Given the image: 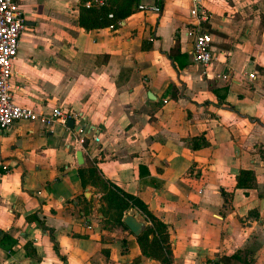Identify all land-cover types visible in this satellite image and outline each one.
<instances>
[{"label":"crops","instance_id":"1","mask_svg":"<svg viewBox=\"0 0 264 264\" xmlns=\"http://www.w3.org/2000/svg\"><path fill=\"white\" fill-rule=\"evenodd\" d=\"M100 1L122 17L85 29L78 0H15L11 100L79 117L0 131V264H160L122 223L130 208L118 222L81 184L88 165L166 225L173 264H264V0L200 1L206 67L188 0Z\"/></svg>","mask_w":264,"mask_h":264},{"label":"built area","instance_id":"2","mask_svg":"<svg viewBox=\"0 0 264 264\" xmlns=\"http://www.w3.org/2000/svg\"><path fill=\"white\" fill-rule=\"evenodd\" d=\"M91 1L102 4L100 0ZM91 1H87L85 6H90ZM188 1L190 3L188 15L192 27L188 28L185 34L191 38L192 61L206 67L212 61L210 35L203 31L201 26L208 23L209 16L206 10L199 6L201 0ZM138 9L159 11L156 4H140ZM107 17H111V14H107ZM24 27V19L15 0H0V131L9 130L18 121L35 122L43 126L58 121L65 125L68 118L73 120L79 117V113L66 112L58 107L44 112L17 105L11 100L12 64L17 53L18 39ZM94 140L97 138L94 137Z\"/></svg>","mask_w":264,"mask_h":264},{"label":"trees","instance_id":"3","mask_svg":"<svg viewBox=\"0 0 264 264\" xmlns=\"http://www.w3.org/2000/svg\"><path fill=\"white\" fill-rule=\"evenodd\" d=\"M87 1L91 0H78V24L85 29L113 25L118 17H122V15H119L113 9L110 13V9L107 7H94L92 1L90 2V6L86 7L85 3ZM108 13L111 14L112 18L107 19ZM201 27L203 31H206L204 25ZM77 174L82 185L90 184L101 189L103 200L109 207L114 209V219L116 221L120 222L122 213L125 210L132 207L137 208L147 221L145 228L136 236L141 253L147 257L157 259L160 264H173L167 228L163 222L151 214L137 198L108 185L95 166L88 165L81 167L77 170ZM253 182L254 177L251 171L243 170L236 176V186L239 188L251 187ZM27 252L29 251L27 250ZM231 257L246 263V260L241 258L238 252L232 253Z\"/></svg>","mask_w":264,"mask_h":264},{"label":"water","instance_id":"4","mask_svg":"<svg viewBox=\"0 0 264 264\" xmlns=\"http://www.w3.org/2000/svg\"><path fill=\"white\" fill-rule=\"evenodd\" d=\"M73 120L68 118L66 120V125L72 126ZM75 158L77 164H81L83 162L82 154L80 150H77L75 152ZM122 223L129 229V231L137 236L142 232V230L146 226V222L144 217L141 215V213L135 209L130 208L122 217Z\"/></svg>","mask_w":264,"mask_h":264}]
</instances>
